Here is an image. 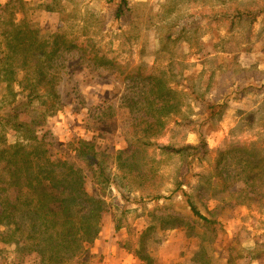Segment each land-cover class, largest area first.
Wrapping results in <instances>:
<instances>
[{"label": "rangeland", "instance_id": "374dc122", "mask_svg": "<svg viewBox=\"0 0 264 264\" xmlns=\"http://www.w3.org/2000/svg\"><path fill=\"white\" fill-rule=\"evenodd\" d=\"M127 1L118 18L122 0H0V152L11 158L8 147L34 138L56 181L81 171L102 202L99 239L80 251L95 256L91 264L113 255L123 264L263 262L264 204H246L236 178L222 192L218 168L232 146H264V0ZM7 69L16 74L3 82ZM82 141L104 152L91 171L74 152ZM43 191L12 194L19 203L9 223L37 231L46 251L0 241V264H53L38 220ZM189 200L218 222L213 232ZM206 237L213 242L200 244Z\"/></svg>", "mask_w": 264, "mask_h": 264}, {"label": "trees", "instance_id": "16d2710c", "mask_svg": "<svg viewBox=\"0 0 264 264\" xmlns=\"http://www.w3.org/2000/svg\"><path fill=\"white\" fill-rule=\"evenodd\" d=\"M128 5L127 0H122L117 11L118 18L125 16ZM29 40L31 46L38 45L35 38H29ZM23 42L27 43V38L20 40V43ZM12 52L14 55H17L16 49H12ZM9 70H3V72L5 73ZM8 74H11L10 77H12L16 73L10 70L3 76L1 81L10 82L6 78ZM41 75L46 77L43 73ZM29 90L30 94L36 93L34 88ZM26 139L28 140V138ZM34 141L35 139L31 138L29 144L32 145ZM31 145L19 141L16 145L8 147L12 152L11 158L8 157V153L5 154V151L0 152V171L2 172L0 191L7 194L2 198L0 204V227L10 224V218L16 214L18 209L19 201L17 199L12 201L10 198L12 194L23 193L25 191L35 194L41 193L44 189H50L49 193L43 191V196L46 199V205L43 208L45 210L43 211L44 217H38V220L42 222L43 226L44 224L46 225V230L41 235H43L45 241L52 248L51 255L53 259L55 258L54 260L52 259V263L66 264L65 262L76 259L75 261L78 264H91V259L95 256L90 255V258L83 260V255L85 256L86 253L80 251H85L86 247L88 250L90 247H95L96 241L99 239L102 202L87 193L84 188L85 178L79 175L80 170H77L76 173H67L68 169H66L62 173V180L56 181L57 174L45 163L49 151L45 148L41 150L40 146L32 147ZM164 150L176 154H184L187 158L200 152L203 154L207 153L206 150L204 151L196 147H187L181 150L166 147ZM74 152L79 161L85 162L89 171L104 157V152L101 151L98 145L84 141L79 142ZM226 156L231 162L223 159L225 160V164L221 168L222 170L218 168V176L224 183L222 192H228L231 181L233 178H236L238 181L243 182L249 190L248 193L250 195L245 198L246 204L251 201L264 204V146L262 140L254 142L250 146H232L226 152ZM238 166L241 167L242 171L238 176H233L231 170L234 167L237 169ZM211 179L212 176H203L204 182L209 186ZM74 183H78L77 189L74 188ZM181 187L180 182L177 184V190ZM205 188L203 186V189ZM53 195L58 197V201L61 204L57 205L55 203ZM29 202L32 203L31 201ZM189 204L194 216L205 223L208 231L213 232L214 230H211V226H217L218 222L201 214L191 200H189ZM77 207L80 208L82 213L80 216L76 212L71 213ZM10 226H15V230H10L7 233L0 232V241L6 244L17 241V245L19 243L28 245L29 252L33 245L40 252L46 251L39 244H36L39 240L36 234L37 231L24 230L22 224L16 221H13ZM33 227H36L35 224H33ZM207 234L205 232L203 236ZM202 239L200 244L213 242L207 237ZM96 253L99 254L98 252Z\"/></svg>", "mask_w": 264, "mask_h": 264}, {"label": "crops", "instance_id": "0c3cea01", "mask_svg": "<svg viewBox=\"0 0 264 264\" xmlns=\"http://www.w3.org/2000/svg\"><path fill=\"white\" fill-rule=\"evenodd\" d=\"M168 245H170V243H168ZM119 259H120V257H119ZM123 260V259H122ZM122 260H121V262H118V256H115V255H113L112 256V259H109L108 260V257H107V259H105V261H109L110 262V264H113L114 262H118L119 264H123L122 263ZM263 262H260V260H252V259H250L248 262H247V264H264V258H263V260H262ZM130 264L131 262H130V260H129V262H127L126 264ZM136 263V262H135ZM228 264V263H227Z\"/></svg>", "mask_w": 264, "mask_h": 264}]
</instances>
